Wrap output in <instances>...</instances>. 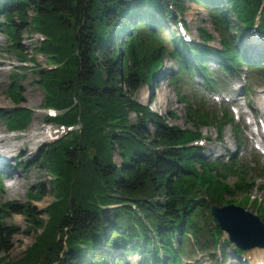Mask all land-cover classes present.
Segmentation results:
<instances>
[{
    "label": "trees",
    "instance_id": "obj_1",
    "mask_svg": "<svg viewBox=\"0 0 264 264\" xmlns=\"http://www.w3.org/2000/svg\"><path fill=\"white\" fill-rule=\"evenodd\" d=\"M187 2L208 11L214 31L203 25L200 41L188 44L179 33L171 44L175 35L162 34L168 32L164 22L184 20ZM0 14L10 46L36 68L45 106L62 111L54 120L81 124L80 132L51 142L41 154L53 176L49 191L55 199L45 209L47 219L21 211L15 201L0 206V220L9 212H24L33 215L29 229L41 230L22 256L12 259L8 235L14 227L0 221V251L6 253L0 264H131L122 258L131 252H139L145 264H183L192 256V245L223 251L228 242L211 205L235 202L238 193L248 203V194L263 187L258 177L264 180V168L234 158L210 161L191 142L202 137L205 125L217 126L220 138L231 124L238 136L232 112L204 103L193 108L178 90L193 125L184 129L166 124L133 96L143 83L152 84L166 58L177 63L171 70L176 80L197 73L216 88L213 72L232 77L247 66L253 77H264V55L255 57L241 45L256 25L264 35V0H4ZM26 22L42 36L36 53L57 67H42L28 57L20 42ZM217 37L219 47L211 45ZM14 82L8 92L14 106L0 116L8 129L24 131L33 111L23 105L21 87ZM130 113L137 115L135 122ZM230 176L237 181L231 183Z\"/></svg>",
    "mask_w": 264,
    "mask_h": 264
},
{
    "label": "rangeland",
    "instance_id": "obj_2",
    "mask_svg": "<svg viewBox=\"0 0 264 264\" xmlns=\"http://www.w3.org/2000/svg\"><path fill=\"white\" fill-rule=\"evenodd\" d=\"M3 1L4 0H0V2ZM186 6L187 9L184 12V17L187 24H189L188 31L193 40L199 39L198 27L204 25L210 31H214L211 23L207 21L209 20V15L204 7L197 3L190 2H187ZM32 14L33 11H31V15ZM4 22H6V18L3 14H0V71H4L2 72L3 74L0 75V111L10 109L14 106L8 92L10 91L11 84L15 81L21 87V93L24 99L23 105L30 108L33 113L30 125L24 131H12L8 129L4 122V118L0 116V134L22 136L30 130L34 131L35 127H39L37 132H40L41 135L35 139L33 144L27 143L29 151L25 154L20 153L18 150L16 154L17 159L15 158V160L11 161L8 159L9 156L3 157V155L0 154V174H2L0 177V206L2 205L1 207L4 208L6 203L15 201L18 202L17 204H19L21 211H31L36 216H40V218L46 220L47 213L45 209L55 199L54 193L49 191L50 180L53 176L42 161L41 156L45 146L53 142L49 133L45 131L49 125L46 120L49 112L47 107H45L46 92L35 82V80L38 79V75L35 72V66L31 63L32 61L25 62V59L21 58L17 51L10 46L11 42L3 26ZM28 23L29 22H26L25 25H21L22 27L20 29L22 32H20V42L23 47L27 49L28 52L26 54H28V57L33 55L39 65L48 67L50 65V60H48L47 57L37 54L35 49L36 45H39L38 43L42 36L32 29ZM164 23L165 26L163 27L168 29V32L163 31L162 34L165 37H168L169 32L175 35L174 40L171 42L172 44L178 40L179 30L177 25H175V21L170 18H168V20L166 19ZM215 35L218 36L217 33H215ZM252 35L251 33L245 35L241 41V45L247 47L249 53L255 57L264 55V42L257 38L262 43L261 45H263V47L256 48L253 42L254 40L257 42V39L254 38L253 40ZM211 45L219 47V38L217 37V40L212 41ZM185 54H187V52H185ZM163 62L165 63V67H163L160 72L153 74L155 80H153L152 84L148 82L143 83L133 96V99L144 106H148L160 116V119H165L166 124L184 129L193 128V125L187 122L186 113L188 106L186 102L180 100L177 94L178 90L183 97H188L189 99L195 97L196 101L192 102L196 103V105H198L197 103H204L211 109H219L221 103L225 104L234 112L236 119L234 123L239 127L240 134L236 136L232 125L227 124L224 126V130L219 138L217 126H203L201 130L203 138L205 139L200 144L203 145L204 149L203 152H200L201 155H206L207 159L210 161L219 159L220 161L229 163V161L234 158L236 161L251 165L252 168H264V148L257 149L258 145L253 141L255 137L258 140L261 138V141L264 142V136L259 134L256 137V128L248 123V116H251V114H254V116L258 118L264 116V77L257 76L253 78L250 69L247 70L245 67H242L240 68V71H243L241 75L227 81L225 83V88L214 91L213 89L204 87L203 77L200 74H185L184 76H180L182 84H180L179 88L180 80H176L171 76V70L177 69L176 61L172 58H166ZM210 67L217 70L218 63L215 60H211ZM247 80L249 82L246 83ZM245 85H249V88H251L250 92L246 90ZM31 96L36 97L34 102L30 100ZM192 107L194 108L195 105L193 104ZM136 119L137 115L135 113H130V121L135 122ZM237 126L235 127L237 128ZM149 130L154 133L155 127L150 124ZM64 136H66V134ZM114 159L118 164L121 163V157L118 153H115ZM5 160H7L10 167L4 168L6 165ZM10 169L11 171L18 172L17 181L19 183L14 184V182H12L13 180H9L6 175L7 173L3 175L5 171ZM251 175L253 179H255L254 176L258 177L256 173H252ZM229 181L233 183L237 181V177L230 176ZM258 184L263 187H255L252 192L248 194L250 197L248 203H245V194L243 193H238L233 199L236 200L235 204L243 206L250 212L259 215L264 221V215L260 213L262 207H264V180L260 177H258ZM38 189H40L39 192L41 191L44 194L42 195L43 197L38 196ZM31 190L32 194H30ZM230 198L232 197H227L226 199ZM259 204L261 207H259ZM218 205L222 206L224 204ZM108 213L112 214V212ZM32 218L33 215L29 218L25 216L24 212L15 213L12 211V213H7V216L2 217L0 220L7 226L14 227V233L8 235V240L10 242L8 255L12 259L21 257L25 248L31 245L35 240L37 232L41 231L37 230V228L29 229L31 225L30 219ZM224 238L227 239V235H224ZM222 246L223 253L217 250L216 257L214 250H196V246L192 245L190 247V249L193 250L191 251L192 256H189L184 264H258V261L264 263V255L260 257V253H255V251L263 252V248L257 247L243 250L241 253H238L235 247L230 244L224 243ZM4 254L6 253L0 251V257ZM118 256L119 253H117L116 257ZM225 256L226 259L224 260ZM122 258L130 261L131 264H145L139 252H131Z\"/></svg>",
    "mask_w": 264,
    "mask_h": 264
},
{
    "label": "water",
    "instance_id": "obj_3",
    "mask_svg": "<svg viewBox=\"0 0 264 264\" xmlns=\"http://www.w3.org/2000/svg\"><path fill=\"white\" fill-rule=\"evenodd\" d=\"M219 226L229 234L230 239L243 249L255 246L264 247V223L262 220L241 206L229 204L212 206ZM262 238L263 240H260Z\"/></svg>",
    "mask_w": 264,
    "mask_h": 264
},
{
    "label": "bare ground",
    "instance_id": "obj_4",
    "mask_svg": "<svg viewBox=\"0 0 264 264\" xmlns=\"http://www.w3.org/2000/svg\"><path fill=\"white\" fill-rule=\"evenodd\" d=\"M2 72H4V71H0V75L3 74ZM35 98L36 97L31 96L30 100L34 102L35 101ZM38 130H39V127L38 128L35 127V130L34 131L30 130L29 132L25 133L22 136H19V135H13L12 136V135L0 134V154L3 155V157L9 156L8 159L11 160V161L12 160H15V158L17 156L16 154H17V151L18 150L20 151V153L25 154L27 151H29V148L27 146V143L33 144L35 142V139L37 137H39V135H41L40 132H37ZM45 131H46V133H49V130L45 129ZM19 141H22V142H19ZM5 163H6V165L4 166V168L10 167L8 165L7 160H5ZM5 173H7L6 175L8 176L9 180H11V181L13 180L12 182H14V184L19 183L17 181V176L19 175L18 172H15L13 170L11 171V169H10L8 171H5L3 175H5ZM6 183H8V182H6ZM8 188H10V187H8ZM255 253H260V255H259L260 257L261 256L263 257V255H264V251L263 252H261V251L260 252L255 251ZM258 262H259L258 264H261L262 263V261H258Z\"/></svg>",
    "mask_w": 264,
    "mask_h": 264
}]
</instances>
